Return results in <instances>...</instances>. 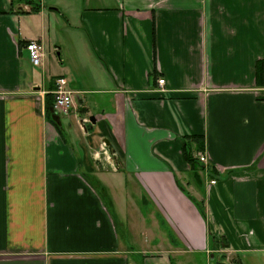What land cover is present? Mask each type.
I'll use <instances>...</instances> for the list:
<instances>
[{
	"label": "crops",
	"instance_id": "1",
	"mask_svg": "<svg viewBox=\"0 0 264 264\" xmlns=\"http://www.w3.org/2000/svg\"><path fill=\"white\" fill-rule=\"evenodd\" d=\"M263 59L264 0H0V264H264Z\"/></svg>",
	"mask_w": 264,
	"mask_h": 264
},
{
	"label": "built area",
	"instance_id": "2",
	"mask_svg": "<svg viewBox=\"0 0 264 264\" xmlns=\"http://www.w3.org/2000/svg\"><path fill=\"white\" fill-rule=\"evenodd\" d=\"M25 50L28 54V58L30 63L38 67L41 64V57H42V47L41 45L35 41L30 40L25 45ZM165 84L164 79H158L157 85L160 89L163 88ZM53 103H52V109L55 112V114L58 115H67L68 114V108L73 104V99L75 92L70 90L67 86V81L64 78H57L54 82V89L51 92ZM196 159L200 164H202L204 172L207 176H209L210 173V167L208 165V160L203 152H198L196 154ZM216 182L214 180L210 181V184H215Z\"/></svg>",
	"mask_w": 264,
	"mask_h": 264
},
{
	"label": "trees",
	"instance_id": "3",
	"mask_svg": "<svg viewBox=\"0 0 264 264\" xmlns=\"http://www.w3.org/2000/svg\"><path fill=\"white\" fill-rule=\"evenodd\" d=\"M20 1H26V0H20ZM33 10H36V8H33ZM255 77H256V82L257 84H263L264 81V59L263 60H259L256 62L255 64ZM49 110L52 109V104L50 105V107L48 106ZM53 110V109H52ZM198 150H202V142L198 141ZM185 161H187L192 167H195V165L197 164V167L199 165H201L196 159L192 158L190 155H186L185 154ZM202 166V165H201ZM203 169V167H202ZM213 173V171L211 170L209 173V176H211ZM234 264H239L237 261H233Z\"/></svg>",
	"mask_w": 264,
	"mask_h": 264
}]
</instances>
